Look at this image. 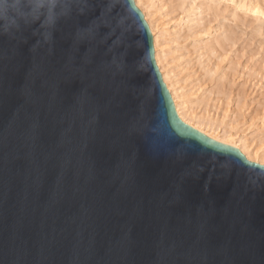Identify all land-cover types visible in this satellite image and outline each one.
<instances>
[{"label":"water","instance_id":"obj_1","mask_svg":"<svg viewBox=\"0 0 264 264\" xmlns=\"http://www.w3.org/2000/svg\"><path fill=\"white\" fill-rule=\"evenodd\" d=\"M0 264H264V165L179 117L135 0H0Z\"/></svg>","mask_w":264,"mask_h":264},{"label":"rangeland","instance_id":"obj_2","mask_svg":"<svg viewBox=\"0 0 264 264\" xmlns=\"http://www.w3.org/2000/svg\"><path fill=\"white\" fill-rule=\"evenodd\" d=\"M212 1L196 0L187 23L182 7L189 5L157 0L165 63L179 69L174 80L187 82L185 91L194 94L201 113L242 123L255 145L264 147V17L238 9L239 0ZM254 1L264 9V0Z\"/></svg>","mask_w":264,"mask_h":264},{"label":"bare ground","instance_id":"obj_3","mask_svg":"<svg viewBox=\"0 0 264 264\" xmlns=\"http://www.w3.org/2000/svg\"><path fill=\"white\" fill-rule=\"evenodd\" d=\"M213 1H215V0H213ZM182 2L185 3L186 6L189 5L187 9L186 8L183 9V7H182V10H183L182 12L185 14V16L187 18L186 22L188 23V22H190V20L192 21V19H194V17H192V19H191V16H193L192 11L194 10V5L196 3V0H181V3ZM135 3L137 5V7L144 14L145 20L147 21V23L150 27V30L152 32L154 48H155V59H156L157 65L159 67V70L162 74L163 80H164L168 90L171 93V96L173 98L175 108H176V111H177L179 117L185 123L189 124L190 126L199 130L200 132L204 133L208 137H210L216 141H219L221 143L236 147L249 160L264 165V147H263V145L261 143H258V144L256 143L257 145H255V143H254L255 139L253 140L250 137H248L249 135L247 136L245 134L246 129H244V128H243L244 130L242 129V127H241L242 123L238 124L236 121H234V123L236 122L237 124L235 123L236 125H233L231 123L232 124L231 125V124L227 123V121H225V119H221L222 116L219 117L218 115L217 116L210 115L211 113L208 111H207L208 113H201L202 110H200V105L197 104V101H196V98L194 97V94L191 93V90H190L189 91L190 94L188 96V94L185 91L186 87L189 86L187 84V82L182 80L181 84H183V85L186 84V85L180 86L179 85L180 82H178V81L176 82L174 80L175 77L178 76V74H179L178 72L176 73V71L177 70L179 71V69L175 68L173 70V67H172V69L170 67H168V64H170V62L168 64L165 63L166 56L163 55V50L161 48V43H160L161 31L159 29V24H158V21H159L158 16H160V18H162L163 16L161 15L162 13H160V9L157 7V0H135ZM183 3H182V5L185 7V5ZM236 5H237L238 9H241V10L245 11L246 13L247 12L254 13L257 15H262V17H264V9H263L262 4L259 1L239 0V1H236ZM196 10H198L197 7H196ZM164 24H163L164 27H167V23H164ZM190 28H191V26H190ZM166 31H168V30H166ZM162 38H163V35H162ZM178 58H177V61L180 60L182 57L180 59H178ZM178 68H180V67H178Z\"/></svg>","mask_w":264,"mask_h":264}]
</instances>
